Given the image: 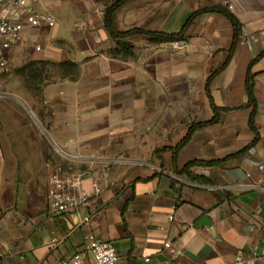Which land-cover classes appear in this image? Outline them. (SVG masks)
Here are the masks:
<instances>
[{
  "label": "crops",
  "instance_id": "1",
  "mask_svg": "<svg viewBox=\"0 0 264 264\" xmlns=\"http://www.w3.org/2000/svg\"><path fill=\"white\" fill-rule=\"evenodd\" d=\"M116 1L25 0L3 12L20 15L30 8L54 21L24 24L0 66V264H59L75 254L89 264L88 235L112 245L116 264H264V0H128L114 11L118 32L177 33L191 13L214 6L226 8L240 24L234 41L223 16L205 13L187 27L185 41L174 43L143 36L112 40L104 12ZM168 46L175 55L186 50L196 63L208 65L201 109L187 124L169 129V140L149 152L151 164L131 157L116 161L115 146L124 150L134 143L132 112L149 109L145 65L155 51L158 64L164 62ZM64 63L81 68L77 82L54 79L48 66ZM37 68L44 84L35 90L24 80H32ZM36 91L43 105L30 100ZM211 104L221 109L218 121L191 132L176 169L228 159L192 167L204 182L174 174L168 150L186 137L190 124L213 118ZM138 128L151 131L149 125ZM57 144L67 157L56 154ZM159 149L167 151L157 157L153 152ZM60 162L82 175L79 193L87 203L56 215L46 194ZM164 243L181 254L172 258Z\"/></svg>",
  "mask_w": 264,
  "mask_h": 264
},
{
  "label": "rangeland",
  "instance_id": "2",
  "mask_svg": "<svg viewBox=\"0 0 264 264\" xmlns=\"http://www.w3.org/2000/svg\"><path fill=\"white\" fill-rule=\"evenodd\" d=\"M173 51L174 49L168 46L167 55L165 56L164 62H161V64H158V57L155 51V57L152 58L149 64L145 65V69L148 70L150 75L151 97L149 98L150 101L145 103L146 106H149V109L144 112L142 110H135L132 112L134 117L133 123L136 126L134 143H131L129 147L124 150H121L122 144L115 146L118 151V157H115L116 161L128 162L126 159L131 157L132 159L130 162H145L151 164L148 159L149 152L159 145L160 142L169 140V129L172 128V126L179 127L187 124L192 120L196 111L201 109V100L204 97V72L207 71L208 65L196 63L195 58L189 51L186 52V50H183L182 54L180 51V55L176 54L177 56ZM44 69L45 67L42 66L41 71H44ZM48 69L54 73L52 76L55 80L63 77L66 82L70 83L78 81L81 71L80 67L72 63L50 64ZM30 74L33 77L32 80L27 78L24 80V84L35 90H38V88L41 89L44 81L41 78L39 68H37V72L31 71ZM86 81L88 83L95 82V80ZM118 84H125V81H119ZM158 93H160V95H158ZM31 98L30 100L34 105H43V100L40 95L38 96V92L37 94H33ZM138 98H142V96H138ZM20 99L29 107V103L25 96ZM120 100L124 99L122 98ZM121 104L124 106L126 102L124 101ZM39 111H42V108H40ZM25 112L23 113L31 118L30 114L27 111ZM142 125H149L151 131L145 132L143 129H139L138 127H142ZM158 128L161 129L160 135H158ZM155 129L156 131H154ZM164 130L166 132V137L163 134ZM41 132L42 135L48 138L46 130L42 129ZM53 147L57 155L67 157L62 153L61 149L63 148L61 145L57 144ZM70 161H72V159H70ZM67 166L68 164H63L62 162L58 164V167L63 170H66Z\"/></svg>",
  "mask_w": 264,
  "mask_h": 264
},
{
  "label": "built area",
  "instance_id": "3",
  "mask_svg": "<svg viewBox=\"0 0 264 264\" xmlns=\"http://www.w3.org/2000/svg\"><path fill=\"white\" fill-rule=\"evenodd\" d=\"M25 0H0V66H4V53L8 51L21 38L24 24L29 27H39L43 23H53L54 19L44 15L36 14L32 9L23 10L20 15H5L3 12L7 7H17ZM34 1V0H32ZM23 17V18H22ZM245 178L247 177L244 175ZM102 178L107 179V173H102ZM82 175L74 173L71 168L63 170L57 167L49 178V188L46 199L50 210L56 214H64L87 203V195L80 194ZM92 188L95 193L99 192L97 184ZM85 252L90 257L89 264H116L117 255L112 245L101 241L92 235L85 237ZM163 249L169 252L172 258H177L181 251L172 247L170 243H164ZM264 254V251L262 252ZM147 261V260H145ZM46 264V263H38ZM59 264H85L79 254L61 261ZM233 264H253L252 260L235 262Z\"/></svg>",
  "mask_w": 264,
  "mask_h": 264
},
{
  "label": "trees",
  "instance_id": "4",
  "mask_svg": "<svg viewBox=\"0 0 264 264\" xmlns=\"http://www.w3.org/2000/svg\"><path fill=\"white\" fill-rule=\"evenodd\" d=\"M127 1L128 0H118V1L114 2L113 4H111L110 6H108L104 12V26H105L106 30L108 31L110 37L114 41H118L120 39L132 37V36H143L145 40L150 41L152 43H174V42H181V41L183 42L186 40L185 32L187 30V27L192 23V21L197 16L205 14V13H217V14L223 16L230 23V25L233 29L234 41L236 39L237 32L239 31V28H240L239 22L230 13V11H228L226 8L221 7V6H214V7L199 8L195 12L191 13L188 16V18L186 19L181 30L177 33L167 34V33L153 32V31H143L140 29H132V30H129L126 32H118V31L114 30V28L112 26V16H113V13L116 10V8L120 7L121 5H123ZM232 49H233V43H232V46L230 48V51ZM209 82H210V77L207 79V85ZM207 85H206V89H207ZM246 86H247L248 97H249V99H251L252 87H251V85H249V83L246 84ZM211 110H212L213 118L210 121L190 124L186 137L180 143H178L174 148H171L168 150L172 153V156H171V166L172 167L171 168H172V171L174 174L185 175L190 180L204 182L205 181L204 179H202L201 177L195 176L190 172V169L192 167H194V166H202V167L218 166L222 162H224L228 159L227 158V159H224L221 161H210V162L192 161V162L186 164L180 171H178L176 169V160H177L178 152L188 142V139H189L191 132H193L197 129L204 128V127L218 121L219 113H220L221 109H219V108L215 107L213 104H211ZM252 117H253V114H251L249 117V128H250V131L254 135V140H253V144H254L258 139V134H257L255 128L253 127ZM165 151H167V149H159V150H155L153 152V154L155 156L159 157V154L162 152H165Z\"/></svg>",
  "mask_w": 264,
  "mask_h": 264
},
{
  "label": "water",
  "instance_id": "5",
  "mask_svg": "<svg viewBox=\"0 0 264 264\" xmlns=\"http://www.w3.org/2000/svg\"><path fill=\"white\" fill-rule=\"evenodd\" d=\"M205 221H206L205 217H202V218L199 220V223H200V224H203Z\"/></svg>",
  "mask_w": 264,
  "mask_h": 264
}]
</instances>
